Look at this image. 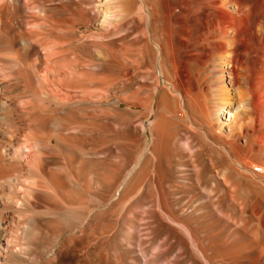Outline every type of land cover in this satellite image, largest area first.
Instances as JSON below:
<instances>
[{"label":"bare ground","instance_id":"1","mask_svg":"<svg viewBox=\"0 0 264 264\" xmlns=\"http://www.w3.org/2000/svg\"><path fill=\"white\" fill-rule=\"evenodd\" d=\"M205 59L209 81L193 71ZM162 94L165 151H190L199 134L218 148L224 184L231 171L259 181L249 156L264 150V0H0V264H108L91 257L87 233L104 204V126L147 145L149 124L153 142V123L126 110L151 112ZM198 150L195 180L216 185L213 160ZM233 193L227 202L242 199Z\"/></svg>","mask_w":264,"mask_h":264},{"label":"rangeland","instance_id":"2","mask_svg":"<svg viewBox=\"0 0 264 264\" xmlns=\"http://www.w3.org/2000/svg\"><path fill=\"white\" fill-rule=\"evenodd\" d=\"M208 60L199 62L193 68L199 80H210L212 61ZM165 84V80L161 79L159 85L165 86ZM146 95L140 92L136 99L142 100ZM155 101L156 104L151 112L142 107L134 108V111L133 109L126 110L136 119L146 118V122L153 123L156 131L153 142L150 136V125H145V129L149 127L146 129L148 131L147 145L144 139L140 140L136 132L132 134L136 140L133 138L134 142H131L124 134L126 130L124 127L112 124L104 126L105 152L101 165L104 179L102 204L103 202L104 204L100 216L95 220L91 217L87 226L91 257H99L108 264H199L198 252L199 249H203L212 264H264L262 262L264 261V220L262 218L264 217V204L253 203L254 195H264V173L258 169L260 166L264 168V150L255 151L249 156L253 163L250 168L253 172L255 171V174L258 173L260 183L258 179L255 182L250 181L236 176L231 171L230 180L224 184L222 171H220L224 169L222 157L212 143V150L202 145L199 134L191 137L190 151L185 152L186 154L181 153L185 157H182L171 144L168 151H165V115L167 116L168 112H165V107L161 104L162 101L165 102V94L156 96ZM247 113L245 111L241 116L244 122L250 116ZM168 118H170L169 115ZM175 122L178 124V134H181L179 138H185L183 127L186 128V123L181 119H176ZM113 129L117 130L113 132ZM130 142L136 146L130 145ZM198 149H203L204 156L199 155L200 159L213 160L214 168L218 170L215 171L213 168V171L219 173L217 180L214 181L216 185L212 182L209 184V181L198 183L195 180L194 171L198 169L190 168V166L195 162L196 154H200ZM72 152L76 153L73 150ZM177 159L178 162H176ZM184 164L187 166H183ZM87 165L90 189H92L94 187V180L90 175L92 164L88 162ZM255 165L257 166L253 167ZM184 173L188 175L185 174L184 177L182 175ZM189 176L191 179H188ZM222 182L229 190L231 189L228 191L230 196L234 192L236 194L233 193L234 197L242 198L240 202L230 203L225 200L224 195L228 193H225V186ZM239 190H242V194ZM88 203V208L91 209L94 204L93 196ZM69 241L71 242H68V249L75 247L78 243L75 238H70Z\"/></svg>","mask_w":264,"mask_h":264}]
</instances>
